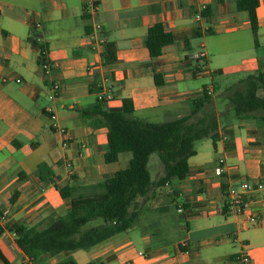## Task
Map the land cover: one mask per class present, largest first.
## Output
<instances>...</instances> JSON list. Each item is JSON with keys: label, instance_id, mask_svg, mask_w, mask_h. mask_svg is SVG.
<instances>
[{"label": "crops", "instance_id": "crops-1", "mask_svg": "<svg viewBox=\"0 0 264 264\" xmlns=\"http://www.w3.org/2000/svg\"><path fill=\"white\" fill-rule=\"evenodd\" d=\"M258 2L254 35L235 0H100L92 18L85 0H0V264L28 259L9 229L44 228L68 213L69 200L57 188L92 191L121 170L125 153L105 163L107 129L80 113L97 103L100 86L111 94L103 111L119 112L128 99L136 116L151 123L188 114L211 90L219 140L196 144L186 177L154 192L137 226L88 251L45 255L34 264H243V255L246 264H264V190L252 194L256 222L223 208L226 187L264 180V121L236 119L224 98H214L215 79L226 90L264 74V0ZM94 23L105 40L101 48L91 39ZM155 24L173 43L151 58L144 41ZM201 46L204 66L189 60ZM41 50L52 67L48 75ZM53 83L60 90L51 99ZM219 158L221 177L213 172ZM41 165L51 172L46 180L37 173ZM156 217L167 219L145 221Z\"/></svg>", "mask_w": 264, "mask_h": 264}, {"label": "trees", "instance_id": "trees-1", "mask_svg": "<svg viewBox=\"0 0 264 264\" xmlns=\"http://www.w3.org/2000/svg\"><path fill=\"white\" fill-rule=\"evenodd\" d=\"M239 11L249 15L252 33L257 32L258 0H235ZM206 15V12H204ZM145 47L151 58L159 57L162 49L173 43V36L164 31L161 24L151 26L146 34ZM204 90L193 101L189 113L162 123L139 119L128 99L122 100L119 112L101 109L99 102L81 116L92 127L107 129V152L104 161L115 163L122 153L131 154L128 166L118 170L104 182L88 187L57 188L62 199L69 200V211L56 217L44 228L21 223L9 229L23 254L37 262L41 256L53 257L63 252L88 251L94 246L137 226L145 211L147 200L154 192L165 188L173 180H183L189 172L188 160L196 155V144L209 139L219 140L218 116L212 107V95ZM236 119L264 121V74L249 75L224 90ZM156 155L161 175L153 178L149 160ZM41 179L51 172L46 165L38 167ZM174 197L176 193L172 192ZM173 197V199H174ZM172 199V200H173ZM165 217L146 219L158 223ZM4 229L0 227V234ZM59 264H75L69 260Z\"/></svg>", "mask_w": 264, "mask_h": 264}, {"label": "built area", "instance_id": "built-area-1", "mask_svg": "<svg viewBox=\"0 0 264 264\" xmlns=\"http://www.w3.org/2000/svg\"><path fill=\"white\" fill-rule=\"evenodd\" d=\"M99 3L100 0H85V12L89 17H96V15L99 12ZM200 17H197V20ZM37 29H39V25L36 26ZM93 30L94 34L92 35L91 39H94L95 46L98 48H101L104 45V38L101 36L99 37V32H100V25L97 23L93 24ZM206 52L204 51L203 46H201V50L197 53H192L189 56V60L195 62L199 66H204L202 65L203 62L206 60ZM40 68L43 70L44 74L48 75L52 71V67L49 65L48 61L45 58V52L44 50H41V58H40ZM17 82H19L17 80ZM52 94H51V99H54L57 97L60 87L58 83H53L52 87ZM208 95H212L211 90H206ZM111 99V94L106 88H103L102 86L99 87V91L97 93V100L99 102H106ZM54 119V117H52ZM53 127L57 128L56 124H53ZM224 167H225V160L224 158H219L217 160V164L213 170L214 175L217 177H221L223 172H224ZM168 187V184L165 186V188ZM264 190V180L259 181V182H249L247 180H240L237 185L234 186H228L225 188L223 191V196L225 198L223 208L226 212V214H231V215H247L250 216L251 221L256 222L257 217L253 216L252 212V194L255 191H261ZM178 211L181 212L182 209L178 208ZM241 261L243 264H246L249 260L247 255H243L241 258ZM24 264H34L33 261L30 259H27V261Z\"/></svg>", "mask_w": 264, "mask_h": 264}, {"label": "rangeland", "instance_id": "rangeland-1", "mask_svg": "<svg viewBox=\"0 0 264 264\" xmlns=\"http://www.w3.org/2000/svg\"><path fill=\"white\" fill-rule=\"evenodd\" d=\"M232 79H233V77H224L225 83H228V82L232 81ZM220 81L221 80L215 79V83L217 85H219V86H217L216 89H215V96H214V98L216 100H218V102L220 100H222L223 97H222L221 92L224 90L222 88V86H221ZM129 155H130L129 153H125V154L122 155V157L120 158V161L118 163L119 165H117V167L119 169H124L125 167H127V164H125L124 161H125V158L127 156H129ZM157 160H158V158H157L156 155H152L150 157V160H149V170L152 173L153 178H157L160 175V173H161V167H160V165H159V163H158Z\"/></svg>", "mask_w": 264, "mask_h": 264}]
</instances>
